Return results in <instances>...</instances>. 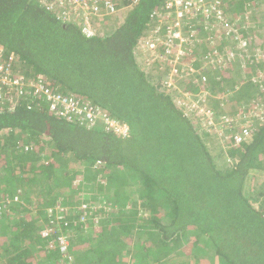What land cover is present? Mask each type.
Returning <instances> with one entry per match:
<instances>
[{
	"label": "trees",
	"instance_id": "trees-1",
	"mask_svg": "<svg viewBox=\"0 0 264 264\" xmlns=\"http://www.w3.org/2000/svg\"><path fill=\"white\" fill-rule=\"evenodd\" d=\"M114 1L86 37L39 0H0L11 73L127 126L67 121L35 97L0 106V264H264V0H196L180 17L174 1ZM166 12L191 39L169 75L141 49L164 41Z\"/></svg>",
	"mask_w": 264,
	"mask_h": 264
},
{
	"label": "built area",
	"instance_id": "built-area-1",
	"mask_svg": "<svg viewBox=\"0 0 264 264\" xmlns=\"http://www.w3.org/2000/svg\"><path fill=\"white\" fill-rule=\"evenodd\" d=\"M42 6L46 10H52L56 12L57 17L64 23H71L73 20L79 23L81 32L86 37H92L95 34L93 28L94 18L104 17L112 18L117 11L114 0H39ZM174 1L177 7L184 6L189 9L191 6L196 11L197 1L196 0H169ZM171 4V3H170ZM179 16L182 14L179 13ZM177 15V17H179ZM168 23V22H165ZM168 23L166 27L167 39L179 38L181 39V32L172 30L174 26L178 25V21ZM170 26V28H169ZM159 36L162 33L160 27L156 28ZM160 39L157 38L155 41ZM154 42H151L153 44ZM150 44V45H151ZM163 47L166 50H171L174 46L169 44L167 41H161ZM14 59V54L11 53L8 56L4 50L0 48V106L10 103V106H14L18 103L21 98H25L27 101L31 97L38 98L44 105L47 106L50 112L54 115L61 117L67 121L81 120V123L100 124L104 125L108 129H114L117 134L126 135L127 126L118 123L117 121L111 120L107 117L106 113L93 105L86 103L82 99L73 96L57 93L51 89L47 82L43 80H29L23 74L11 73L10 64ZM177 68L174 69V73ZM168 82V85H172L173 81ZM226 118V117H225ZM227 119V118H226ZM249 135L248 130L243 128L241 132L234 135L235 141L240 142L247 138ZM16 199V197L14 198ZM5 204H0V212L3 211ZM49 229L42 232L43 236H46ZM61 244L64 247L67 245V240L60 237Z\"/></svg>",
	"mask_w": 264,
	"mask_h": 264
},
{
	"label": "rangeland",
	"instance_id": "rangeland-1",
	"mask_svg": "<svg viewBox=\"0 0 264 264\" xmlns=\"http://www.w3.org/2000/svg\"><path fill=\"white\" fill-rule=\"evenodd\" d=\"M218 2V1H217ZM183 9L184 10H186L187 11V13H189L191 10H190V8L189 9H186V8H180V7H178L177 8V13H176V16L179 14V13H181L182 14V11H183ZM174 12V11H173ZM215 15H217V16H219V17H222V13L220 12V10L219 9H217V11H216V14ZM179 16V15H178ZM182 16V15H181ZM226 16V14H224V17ZM180 17V16H179ZM243 18H244V16H242ZM161 18L163 19V20H165L166 22H168V23H171L173 20H174V16L173 15H171V13L170 12H166V13H164L163 15H161ZM246 19H247V21L246 22H254L255 20H257V18H255V16L253 15V13H251L250 14V16H246ZM222 20L223 21H226V19L225 18H222ZM260 21H261V19H260ZM175 32H177V31H175ZM161 36V35H160ZM167 35L165 36V38H163L164 39V41H167L169 44H172L171 45V47L172 46H174V48H172L171 50L169 49V50H166L165 49V52L167 53L166 55H163V56H161V54H160V52H158V50L160 49L159 47H161L162 45H160V43H161V40H158V41H156V42H154L153 44H151V42L152 41H145L144 43H142V45H141V49L143 50V53H144V57H143V60H145V63L147 64L146 65V67L147 68H145L146 70H154V72H156V71H158V73H160V72H163L166 68H167V64H169V63H171L172 64V67H171V70L168 72V75H169V73H174V69L176 68L175 67V64L177 65V64H179V63H183V62H180V54H183V53H185L184 51H185V48H186V45L184 44L183 45V43H184V41L186 40L187 42L188 41H190L191 39L190 38H188V36L186 37V36H184L183 34H181V39H179V38H172V39H167ZM151 44V45H150ZM165 57H166V59H165ZM161 61V63H159V62H157V63H155V61ZM235 65V68L236 69H238V68H241V64H239V63H235L234 64ZM186 68H188L189 70H193V67H191V66H186ZM164 69V70H163ZM183 71H185V69H183ZM157 73V72H156ZM170 81H173V84L174 83H176V82H174L175 81V79H173V78H171V79H169V82ZM186 84V83H185ZM168 86H170V85H168ZM175 87H176V90L177 91H180V92H182L183 91V94L184 95H188V94H190V93H188V91H185L184 92V90H183V88H184V86L182 87L181 85H178L177 86V83L174 85ZM201 87H203V86H200V88ZM192 92V91H191ZM205 92V91H204ZM194 94H197L196 92H193ZM201 93V92H200ZM204 94V93H203ZM188 98V97H187ZM194 104L195 103H193V102H191L190 103V107H193L194 106ZM263 108H264V106H262V108H259L258 109V111L259 112H262V110H263ZM198 110H200V109H198ZM207 113H208V111H206ZM211 120H212V118H211ZM211 120L209 121V124H211ZM248 137H250V136H247V138ZM261 175V174H260ZM259 175V177H260V180H262L263 179V177L264 176H260ZM10 206V205H9ZM9 206H7V207H5L4 209H3V212H7L8 210H9ZM49 211H50V209H49ZM57 218V217H56ZM62 237V239H65L64 241H66V238H65V236H61ZM62 244H64V243H62ZM61 244V245H62ZM179 264H189V263H187V262H184L183 260H181V261H179L178 262Z\"/></svg>",
	"mask_w": 264,
	"mask_h": 264
}]
</instances>
